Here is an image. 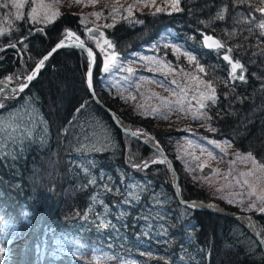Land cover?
Masks as SVG:
<instances>
[{
	"label": "trees",
	"instance_id": "obj_1",
	"mask_svg": "<svg viewBox=\"0 0 264 264\" xmlns=\"http://www.w3.org/2000/svg\"><path fill=\"white\" fill-rule=\"evenodd\" d=\"M27 6L0 0V78L14 85L68 33L91 44L79 13L61 10L34 23ZM178 7L135 10L105 24L103 49L94 47L93 88L121 122L160 144L182 198L252 213L264 241V211L212 198L194 184L174 147L187 132L154 125L120 88L158 81L118 68L155 44L167 63H179L215 95L203 104V133L264 166V0H179ZM204 35L220 47L205 46ZM51 55L23 92L0 98V264H264L247 224L180 203L166 161L93 101L86 52L65 47ZM226 55L239 62L235 73ZM149 154L157 158L147 167L132 166Z\"/></svg>",
	"mask_w": 264,
	"mask_h": 264
},
{
	"label": "rangeland",
	"instance_id": "obj_2",
	"mask_svg": "<svg viewBox=\"0 0 264 264\" xmlns=\"http://www.w3.org/2000/svg\"><path fill=\"white\" fill-rule=\"evenodd\" d=\"M14 2L21 7L28 3L27 17L31 22L38 21L34 23L49 22L61 10L79 13L86 28L93 25L101 30L98 41L96 37L86 36L91 43L89 45L99 49H103L105 24L126 18L135 10L159 8L174 11L172 7L174 0H14ZM71 37L75 38L72 35ZM153 45L144 46L145 51L132 53L124 60L125 64L118 67L121 72L127 69L141 70L142 74L150 72V76L158 81L155 83L148 79L139 86L132 84L133 87L129 85L120 87L127 103L144 115H150L154 125L166 129H184L187 132L188 135L176 141L174 147L178 160L194 184L201 186L212 198L236 204L241 209L261 211L264 208V166L251 154L237 152L233 144L225 140H213L203 133L209 128L205 126L206 115L201 105L211 95V90L201 78L181 68L179 63L176 65L167 63ZM166 78L170 80L166 81ZM24 79L26 80V76ZM124 84L128 82L125 81ZM11 96L13 94L9 91L0 89L1 99H8ZM133 131L146 133L142 130ZM157 155L158 158H162L158 153ZM156 158L149 154L144 157L145 161L141 159L137 163L130 162L132 166L141 168L149 160ZM139 164L144 165L138 166ZM170 173L172 174L171 171Z\"/></svg>",
	"mask_w": 264,
	"mask_h": 264
},
{
	"label": "water",
	"instance_id": "obj_3",
	"mask_svg": "<svg viewBox=\"0 0 264 264\" xmlns=\"http://www.w3.org/2000/svg\"><path fill=\"white\" fill-rule=\"evenodd\" d=\"M86 36L91 35V33H94L95 35H91L93 37L97 38V41L100 40V33L101 30L96 27V26H89L86 28ZM205 36L210 37L208 35H204L202 37V41L203 44L207 47H216L217 44H219V40L213 37H210L211 39L209 40H205ZM63 41V46L57 48V44H60L61 41L56 42L53 46H51L44 54H42V56L35 62V64L33 65V67L31 68V70L29 71V73L26 75V80L23 84L21 85H13L11 84L8 80L4 79V78H0V89H4L9 91L10 93L14 94V95H18L21 92H23L32 81H34L39 72L36 73V75L34 76V78L29 82L27 80V76L32 75L33 72L36 70L37 65L39 64V62L45 57H49L53 52H55L58 49L61 48H65V47H77V48H81L78 45L82 42L84 47L81 48L84 52H86L87 54L89 53V51H91L92 55L89 56V60H90V65L88 68V72H87V86H88V90L89 93L91 94V97L93 99V101L99 105L102 109H104L108 115L110 116V118L112 119V121L114 122V124L125 134L137 139L138 141L142 142L143 144H145L147 147H149L150 149H152L153 151H155L156 153H158L167 163L169 170L172 172V176H171V183H172V189L173 192L176 196V198L178 199V201L182 204H186L198 209H203V210H207L210 211L212 213L215 214H220V215H224L230 218H234V219H238L239 221L248 224L249 229L252 232V235L254 236V238L256 239V241L258 242L262 253L264 255V241L260 235L259 229H258V224H257V220L255 218V216L250 213V212H240V211H235V210H230V209H226L223 206L217 204V203H213V202H207L199 197H191V198H182L180 193H179V188H178V174L176 172V170L174 169L173 163L171 161V159L168 157V155L166 154V152L163 150V148L160 146V144L157 141H154L153 143H150L148 141H146L144 139V135L146 134H142L138 131H133L130 128H128V125L125 122H121L116 113L114 112V110L112 108H110L108 105H106L105 103H103L100 98L97 96L94 88H93V83H92V79H93V72H94V67L96 64V52L94 50V48L92 46H90L89 44H87L86 42H83L82 40H80L79 38L75 37H71V36H67ZM215 42V43H214ZM89 83H91V87H89ZM26 84L27 87H24L23 91H20L19 89L21 88L22 85ZM147 136V135H146Z\"/></svg>",
	"mask_w": 264,
	"mask_h": 264
},
{
	"label": "snow or ice",
	"instance_id": "obj_4",
	"mask_svg": "<svg viewBox=\"0 0 264 264\" xmlns=\"http://www.w3.org/2000/svg\"><path fill=\"white\" fill-rule=\"evenodd\" d=\"M178 5H179V0H174L173 5H172L174 11H179V10H180L179 7H178ZM159 11H161V9L158 8V9H157V12H159ZM220 18H221V19L223 18L222 15L220 16ZM262 27H264V25H262ZM68 35L71 36L72 33H68ZM91 35H95V34H94V33H91ZM101 35H102V34H101ZM209 39H211V38L205 36V40H206V41L209 40ZM106 43H107V41H106ZM214 43H215V42H214ZM13 46H14V45H13ZM62 46H63V41H61L60 44H57L56 47L59 48V47H62ZM78 46L81 47V48L84 47V45H83L82 42H81ZM217 47H220V45L217 44ZM88 55H89V56L92 55L91 51H89ZM47 59H48V57L45 56V57L39 62V64L37 65V68H36V70L33 72V74L27 76V80H28L29 82L34 78V76L36 75V73L39 71L40 67L43 66L44 61L47 60ZM190 59H191V57H190ZM224 59L227 60V61H229L230 63H232L233 73H235L236 68L240 67L239 62H235V63H233V62L229 59V56H227V55L224 56ZM108 67H109V65L106 63V64H105V71L108 70ZM234 78H235V77H234ZM239 79L244 80V76L241 74V75L239 76ZM24 87H27V85H26V84L22 85L21 88H20L19 90H20V91H23ZM89 87H91V83H89ZM208 99H210L213 103L216 102V98H215V95H214V94H213L212 96H209ZM0 106H2V105H0ZM201 107H204V105H201ZM209 143H214V142H213V141H209ZM145 167H147V164H145ZM261 211H264V208H262Z\"/></svg>",
	"mask_w": 264,
	"mask_h": 264
},
{
	"label": "bare ground",
	"instance_id": "obj_5",
	"mask_svg": "<svg viewBox=\"0 0 264 264\" xmlns=\"http://www.w3.org/2000/svg\"><path fill=\"white\" fill-rule=\"evenodd\" d=\"M52 56V55H51ZM142 134H144V133H142ZM146 134V133H145ZM144 137V139L146 140V141H148V142H150V143H153L154 142V139L153 138H151L150 136H146V135H144L143 136ZM248 225V224H247Z\"/></svg>",
	"mask_w": 264,
	"mask_h": 264
}]
</instances>
